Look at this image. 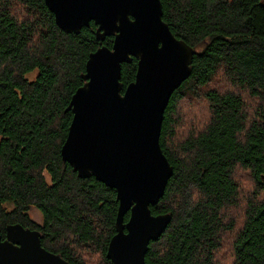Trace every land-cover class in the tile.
<instances>
[{"label":"trees","instance_id":"16d2710c","mask_svg":"<svg viewBox=\"0 0 264 264\" xmlns=\"http://www.w3.org/2000/svg\"><path fill=\"white\" fill-rule=\"evenodd\" d=\"M160 2L195 53L163 114L159 145L173 172L150 210L170 222L145 263L264 264V0ZM94 31H61L43 0H0V238L9 225L36 230L69 264H111L118 209L114 190L60 156L88 56L112 46ZM136 62L122 65L121 92Z\"/></svg>","mask_w":264,"mask_h":264},{"label":"water","instance_id":"95a60500","mask_svg":"<svg viewBox=\"0 0 264 264\" xmlns=\"http://www.w3.org/2000/svg\"><path fill=\"white\" fill-rule=\"evenodd\" d=\"M43 1L61 31L77 34L93 23L99 42L113 36L111 48L88 56L83 85L69 102L72 120L60 156L79 178L93 177L115 191V234L106 258L146 264L149 243L170 222L169 214L150 210L173 172L159 145L163 114L189 78L195 51L171 33L160 0ZM133 59L134 81L121 92L122 65ZM0 264L69 263L41 246L38 231L14 224L0 238Z\"/></svg>","mask_w":264,"mask_h":264},{"label":"rangeland","instance_id":"374dc122","mask_svg":"<svg viewBox=\"0 0 264 264\" xmlns=\"http://www.w3.org/2000/svg\"><path fill=\"white\" fill-rule=\"evenodd\" d=\"M232 214L234 215L235 213H232ZM29 216L34 222L40 223V217H39L38 213L35 210H31L30 213H29ZM87 262H88V264H94L90 260H87Z\"/></svg>","mask_w":264,"mask_h":264}]
</instances>
